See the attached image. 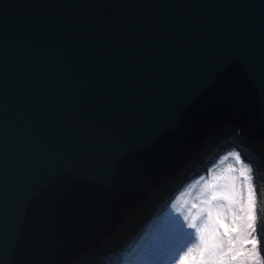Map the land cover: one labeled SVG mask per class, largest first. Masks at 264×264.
<instances>
[{"label": "water", "instance_id": "1", "mask_svg": "<svg viewBox=\"0 0 264 264\" xmlns=\"http://www.w3.org/2000/svg\"><path fill=\"white\" fill-rule=\"evenodd\" d=\"M229 121L264 141V0H0V264H70L174 175L168 204Z\"/></svg>", "mask_w": 264, "mask_h": 264}, {"label": "rangeland", "instance_id": "2", "mask_svg": "<svg viewBox=\"0 0 264 264\" xmlns=\"http://www.w3.org/2000/svg\"><path fill=\"white\" fill-rule=\"evenodd\" d=\"M231 122L233 121L215 129L204 139L197 151L191 154L190 158L194 160L204 155L191 168L193 171L203 162L199 169V172H202L196 174L195 178L192 176L187 179L168 204L165 205V201L170 187L169 182L164 181L148 188L140 203V205L143 203V208L139 209L140 206L137 205L136 209L123 212V218L128 219L130 224L117 231L120 222L109 234H115L116 239H121L122 246L115 245L113 240L108 239V235L100 243L101 245L106 240L100 252L94 248H87L75 256L70 264H176L179 259L178 253L182 254L181 249L192 239L189 233H194L193 229L187 227L183 219L184 215L188 214L189 209L195 212L199 207H206L201 204L204 198L202 192L207 193L206 185L210 183L228 185L230 177L239 176L241 162L244 166L251 168L250 175L255 196V231L252 232V236L259 241L258 249L261 258L264 259V141L253 138V140L243 141L240 137L238 144L237 141L227 140L220 146L216 145L220 136L230 132ZM240 135L246 138L245 134ZM210 146H213L215 150L211 156L206 157V150ZM236 155L241 157V162L236 160ZM229 165L232 166L231 169ZM237 187H240V181H237ZM244 195L246 198V186ZM221 203L227 205V201H221ZM193 204H196L197 208H192ZM222 210L230 221L231 212L227 207ZM139 224L141 229L134 237L122 238V232L129 231L132 225L139 228ZM121 249L125 250V253Z\"/></svg>", "mask_w": 264, "mask_h": 264}, {"label": "snow or ice", "instance_id": "3", "mask_svg": "<svg viewBox=\"0 0 264 264\" xmlns=\"http://www.w3.org/2000/svg\"><path fill=\"white\" fill-rule=\"evenodd\" d=\"M241 162L239 155L235 156ZM229 165V169H231ZM251 168L241 162L239 176L230 177L228 185L207 184V193L202 205L196 204L189 209L183 219L189 229L192 239L181 249L176 264H264L258 249L259 241L252 236L255 231V196L252 186ZM242 177V180H241ZM240 181V187H237ZM247 196L244 195V187ZM227 201V205L221 203ZM231 212V220L226 217L224 209ZM190 245V246H189ZM250 245V247H247Z\"/></svg>", "mask_w": 264, "mask_h": 264}, {"label": "trees", "instance_id": "4", "mask_svg": "<svg viewBox=\"0 0 264 264\" xmlns=\"http://www.w3.org/2000/svg\"><path fill=\"white\" fill-rule=\"evenodd\" d=\"M237 132V133H236ZM237 138H240V135H239V131H235L234 133H230L229 132V134H225V135H223V136H220L219 137V139H218V141H217V145L218 146H220L222 143H224V142H226L227 140L228 141H232V142H236L238 139ZM214 148V147H213ZM213 148H209L208 147V149L206 150V152H207V156L206 157H209V156H211L213 153V151L215 150V149H213ZM217 150V149H216ZM204 157V156H203ZM203 160V159H202ZM202 165H203V162H202V164L201 165H199V166H197V168H195V169H193V171H191V174L192 173H194V174H196L195 172H198L199 171V169L202 167ZM143 204V203H142ZM139 205L140 207H139V209L140 208H143V205ZM136 207L137 206H135L134 204H132L131 203V201H127V203L125 204V205H122V206H120V208H118V210L121 212H124L125 210H133V209H136ZM146 217V216H145ZM123 218V217H122ZM130 224V222H129V220L128 219H125V218H123L122 220H121V224H120V227H118V229H117V231L120 229V228H122L123 226H125V225H129ZM142 224V223H141ZM141 224H139V228L138 227H136V225H132L131 227H130V230L129 231H126V232H122V234H121V236H123L122 238H124V239H129L130 237H134L139 231H140V229H141ZM116 231V232H117ZM117 234H118V236H120L119 235V233L117 232ZM110 238V239H109ZM117 237H115V234H111V235H109V237H108V239L109 240H113L114 241V243H115V245H118V246H122V241H120L121 239H116ZM106 241V240H105ZM104 241V242H105ZM104 242L101 244V245H99L97 248H95L96 249V251H99L100 252V250L105 246V244H104ZM121 250H123V249H121Z\"/></svg>", "mask_w": 264, "mask_h": 264}, {"label": "bare ground", "instance_id": "5", "mask_svg": "<svg viewBox=\"0 0 264 264\" xmlns=\"http://www.w3.org/2000/svg\"><path fill=\"white\" fill-rule=\"evenodd\" d=\"M238 128H239V127H238ZM240 131H241V130L239 129V132H240ZM241 132H242V131H241ZM213 146H214V145H213ZM213 146H212V147H213ZM195 151H197V149L193 150V151L189 154V156H188L189 159H191L190 156H191V154L194 153ZM189 159L185 160L183 163H185V162L188 161ZM183 163H182V164H183ZM183 165H184V164H183ZM173 179H174V175H171V176H169V177L167 178V180H165V181L172 182ZM139 205H140V204H139ZM137 207H138V206H137ZM123 251H124V253H125V250H123Z\"/></svg>", "mask_w": 264, "mask_h": 264}, {"label": "clouds", "instance_id": "6", "mask_svg": "<svg viewBox=\"0 0 264 264\" xmlns=\"http://www.w3.org/2000/svg\"><path fill=\"white\" fill-rule=\"evenodd\" d=\"M238 139V138H237ZM237 142H238V140H237Z\"/></svg>", "mask_w": 264, "mask_h": 264}]
</instances>
